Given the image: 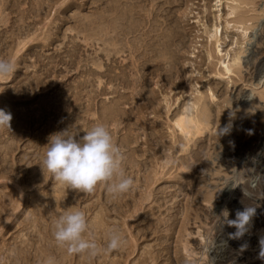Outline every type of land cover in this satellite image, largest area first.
Masks as SVG:
<instances>
[{"label":"rangeland","instance_id":"374dc122","mask_svg":"<svg viewBox=\"0 0 264 264\" xmlns=\"http://www.w3.org/2000/svg\"><path fill=\"white\" fill-rule=\"evenodd\" d=\"M236 52H252L249 66L215 76ZM0 59L17 69L0 81V109L13 116L0 129V264H217L237 241V253L254 258L264 239V71L255 73L264 0H0ZM212 95L203 144L187 151L177 112ZM230 112L231 130L219 136ZM98 123L124 153L134 178L126 193L71 190L41 168L50 134L83 136ZM239 192L260 211L242 238L223 237L236 230L222 210L230 219L245 207ZM69 210L86 213L104 249L95 257L55 241L54 222ZM112 229L127 243L108 252Z\"/></svg>","mask_w":264,"mask_h":264},{"label":"clouds","instance_id":"9594fccd","mask_svg":"<svg viewBox=\"0 0 264 264\" xmlns=\"http://www.w3.org/2000/svg\"><path fill=\"white\" fill-rule=\"evenodd\" d=\"M16 69L15 62L0 59V81L12 75ZM192 105L189 102V110ZM234 112L229 113V123L218 129V135L228 134L231 130V119ZM12 113L0 109V129H11ZM45 158L41 165L51 174L52 180L68 189L82 193H92L97 185H105L112 194H123L134 187V178L126 176L123 170L124 153L114 141L109 126L104 123L84 130V135L72 134L63 130L50 134L48 137ZM256 215L254 206H245L237 210L235 219H229L227 208L222 210L223 222L234 227L235 232L229 233L232 239L242 238L248 231L252 218ZM53 236L58 246L66 248L69 255L95 257L102 250L92 235L91 225L86 213L82 210H69L62 213L54 222ZM127 243L126 238L118 229L109 232L106 251H119ZM259 258L264 260V239L261 240ZM45 264H54L52 259Z\"/></svg>","mask_w":264,"mask_h":264},{"label":"bare ground","instance_id":"6f19581e","mask_svg":"<svg viewBox=\"0 0 264 264\" xmlns=\"http://www.w3.org/2000/svg\"><path fill=\"white\" fill-rule=\"evenodd\" d=\"M241 3H243V2L241 1ZM245 4H246V2H245ZM236 7L235 6L232 7V10H233L232 13L236 9ZM242 12H244V11H242ZM242 15H244V13ZM241 16H240V18H241ZM244 18L245 17H243V19H241L240 21L238 19V22H240V23H244L245 22L246 23V20H244ZM248 19L250 20V18H248ZM248 19H247V22H248ZM246 24H244L245 26L242 29V33H243L244 37L247 36V33H248L247 31H248V29L250 27L248 24L247 25ZM218 29H219V27H216V29H215V37L214 38H216V43H219L220 42V39L218 37ZM212 36H214V35H212ZM258 43L259 42L256 41V44H258ZM217 48H218V52H220L221 51L219 49L220 48V45H218ZM251 55H252V52L249 55L245 56V58L242 60V57L240 56V52H236L235 55H234V57L231 58V59H229L228 62H226V60H223V58H221L220 61L224 65L225 72L222 73L221 71H217L215 73V76L223 77V76H225V74H231V73L236 72V71L237 72H240L241 70H240V67L239 66H241V64L242 65L244 64L245 66H249V64L251 62V60H250L251 59L250 58ZM211 56H212V54L209 53L208 54V59H210ZM263 71H264V63L258 64V66L256 67V70H255L256 75L257 74L260 75ZM259 95H260L261 98H264V94H262V92ZM213 98H214V95H212V99L209 101V100H207V98H205L203 96H200V97H198L196 103H192L191 102V105H192L191 110H189V102H188L181 110H178V112L176 111L177 112V118H176V120L174 122V127H175L176 132L179 131V133L183 136V140L185 142L184 143V146L186 147L185 150L188 151L189 148H187V147H189L192 144L193 145H196V146L197 145H200V144H203V138H205L204 136L208 132V129H209V123H210L212 105H213V102H214ZM235 100L236 99H235V95H234V97H233V99H231V101H235ZM239 103L240 102H237L235 106L236 107H241V105H239ZM242 106H243V104H242ZM195 109H196V111H195ZM224 111L225 110L218 111L217 116H216L217 119H218V121L223 118L222 113H224ZM176 112L173 113V114L176 115ZM233 139H234V137H233ZM200 146H202V145H200ZM235 154H236V152H235ZM262 158H264V151H263ZM260 168H262L264 170V160L262 161V163L260 165ZM262 184H263V187L260 189V193L261 194L264 193V176H263V179H262ZM231 199H232V197H231ZM235 200H237L238 202H244L245 203L244 204L245 206H251V203H250L251 201H249L250 199L246 198L243 195L242 192L241 193L240 192L238 193V195L236 196ZM252 206H254L256 208V213H258L260 211V209H259V207L257 205L253 204ZM230 215H231L230 216V219H235V213L234 212H232ZM258 215H261V214H258ZM225 227H227V226H225ZM232 228L233 227H229V229H232ZM218 229H221V228H218ZM218 229H217V231H218ZM200 232H201V230H198V233L199 234H200ZM220 232H221L220 235L223 236V237L226 236V235H228L230 233V232H222V230ZM200 236H201V234H200ZM203 238H202V240H203ZM237 242H239V241H237ZM237 242H233L234 248L232 246H230V247L228 246V249L229 250L226 251L227 254H225V256L223 255L224 258H222V260L218 261L217 264H224L226 261L227 262L230 261L233 264H261L262 263L263 260L259 258V253H260V250H261V245L260 246H257L255 248V249H257L255 251L256 253L253 251L255 253L253 255H255V256H254V258L253 257L251 258V256L248 255V254H245L244 255V253H242V255L241 254L239 255V253H237V251L240 250V248L243 247L241 244H239ZM187 243H189V242L187 241L186 242V246H185V249L187 251V254L194 255V251L191 250L192 248H189L190 243L188 245H187ZM245 249H247V248H245ZM196 263H198V262H196Z\"/></svg>","mask_w":264,"mask_h":264}]
</instances>
